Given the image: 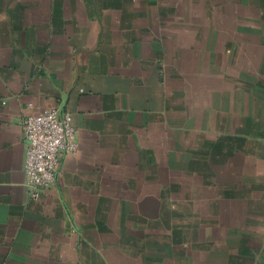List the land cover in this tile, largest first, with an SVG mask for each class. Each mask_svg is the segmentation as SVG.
Instances as JSON below:
<instances>
[{"label":"crops","instance_id":"crops-1","mask_svg":"<svg viewBox=\"0 0 264 264\" xmlns=\"http://www.w3.org/2000/svg\"><path fill=\"white\" fill-rule=\"evenodd\" d=\"M0 264H264V0H0Z\"/></svg>","mask_w":264,"mask_h":264},{"label":"built area","instance_id":"built-area-1","mask_svg":"<svg viewBox=\"0 0 264 264\" xmlns=\"http://www.w3.org/2000/svg\"><path fill=\"white\" fill-rule=\"evenodd\" d=\"M25 139L24 171L33 197L55 184L56 172L65 152H75L77 143L72 116L48 108L26 116L22 122Z\"/></svg>","mask_w":264,"mask_h":264}]
</instances>
